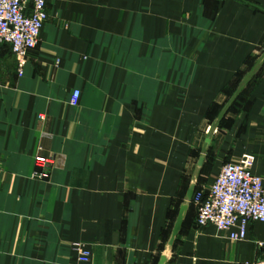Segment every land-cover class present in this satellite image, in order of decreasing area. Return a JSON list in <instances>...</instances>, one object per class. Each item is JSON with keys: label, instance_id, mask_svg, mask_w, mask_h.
Segmentation results:
<instances>
[{"label": "crops", "instance_id": "0c3cea01", "mask_svg": "<svg viewBox=\"0 0 264 264\" xmlns=\"http://www.w3.org/2000/svg\"><path fill=\"white\" fill-rule=\"evenodd\" d=\"M22 74L0 45V264H157L206 132L264 51V0H47ZM74 90L79 100L71 105ZM264 187V64L213 135L196 190L242 154ZM36 156L51 158L43 171ZM195 190V191H196ZM190 209L166 264H253Z\"/></svg>", "mask_w": 264, "mask_h": 264}, {"label": "built area", "instance_id": "2783aa9c", "mask_svg": "<svg viewBox=\"0 0 264 264\" xmlns=\"http://www.w3.org/2000/svg\"><path fill=\"white\" fill-rule=\"evenodd\" d=\"M47 0H0V45L10 47L22 74L29 51L38 43L40 32L47 20ZM79 91L74 90L70 104L76 105ZM255 157L242 154L236 161L224 163L209 187L196 190L192 203L196 206V225H213L225 232L234 242L246 238L247 224H264V187L260 176L252 172ZM51 158L36 156L35 164L43 171ZM262 257L253 264H264V239L259 243ZM77 264H91V251L80 243L72 244Z\"/></svg>", "mask_w": 264, "mask_h": 264}, {"label": "water", "instance_id": "95a60500", "mask_svg": "<svg viewBox=\"0 0 264 264\" xmlns=\"http://www.w3.org/2000/svg\"><path fill=\"white\" fill-rule=\"evenodd\" d=\"M263 64H264V51L257 57L255 62L251 65L249 70L240 80V82L238 83V85L236 86L232 94L229 96V98L227 99L223 107L221 108L218 115L211 122L206 132V136L204 138V141H203V144L200 150V154L197 157V161L195 163L193 172L189 179L183 199L179 205L177 215L175 217V221L173 223L169 237L167 239V242L165 243L164 253L159 257L157 264H166L169 260V254L173 250V246L176 241V238L182 229L187 213L190 209L193 194L196 190V186H197L201 171L206 163L207 154L211 146L214 133L216 132L217 128L220 125V122L222 121L223 117L225 116L229 108L236 101V99L239 97V95L242 93L245 87L249 84L252 78L256 75V73L259 71V69L262 67Z\"/></svg>", "mask_w": 264, "mask_h": 264}]
</instances>
